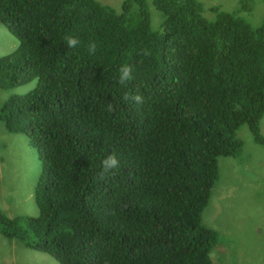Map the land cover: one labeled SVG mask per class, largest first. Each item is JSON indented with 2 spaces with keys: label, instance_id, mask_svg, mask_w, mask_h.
<instances>
[{
  "label": "trees",
  "instance_id": "obj_1",
  "mask_svg": "<svg viewBox=\"0 0 264 264\" xmlns=\"http://www.w3.org/2000/svg\"><path fill=\"white\" fill-rule=\"evenodd\" d=\"M152 3L164 17L156 32L144 0L119 11L96 0H0V22L19 41L0 58V87L37 80L0 108V121L42 160L40 214L0 211L4 237L60 264H212L217 236L201 215L217 158L240 151L245 124L264 145V18L252 28L215 6L207 20L198 0ZM237 3L252 10L253 0ZM135 94L142 103L125 99ZM113 153L119 168L101 180Z\"/></svg>",
  "mask_w": 264,
  "mask_h": 264
},
{
  "label": "rangeland",
  "instance_id": "obj_2",
  "mask_svg": "<svg viewBox=\"0 0 264 264\" xmlns=\"http://www.w3.org/2000/svg\"><path fill=\"white\" fill-rule=\"evenodd\" d=\"M119 11L123 0H96ZM207 20L215 18L211 7L237 13L252 28L264 18L263 0H253L250 12H238L237 0H198ZM152 31L161 30L163 14L144 0ZM19 47L18 39L0 22V58ZM37 80L9 88L0 87V108L10 99L31 92ZM264 137V114L259 121ZM240 151L232 157L217 158L218 177L201 215L204 227L217 236L210 252L212 264H264V145L257 143L248 127L236 132ZM42 173V160L24 133H9L0 121V205L12 219L36 218L40 211L36 193ZM25 221V222H26ZM25 226V223H24ZM0 264H60L52 255L26 247L20 239L0 234Z\"/></svg>",
  "mask_w": 264,
  "mask_h": 264
},
{
  "label": "clouds",
  "instance_id": "obj_3",
  "mask_svg": "<svg viewBox=\"0 0 264 264\" xmlns=\"http://www.w3.org/2000/svg\"><path fill=\"white\" fill-rule=\"evenodd\" d=\"M66 47L69 49H75L79 43L78 39L72 36H66ZM88 52L90 55H94L96 52V45L90 44L88 47ZM145 55H150V53L145 52ZM120 76H119V84L122 86H127L128 82L133 79L132 76V68L129 65H123L120 68ZM125 99H132L135 103L139 104L143 102V97L139 94H135L132 97L125 96ZM109 110H112V105L109 104L108 106ZM119 168V160L117 156L113 153L111 155H108L103 161H102V168L101 171L98 173V178L103 180L106 179L109 175H115L114 170H118Z\"/></svg>",
  "mask_w": 264,
  "mask_h": 264
},
{
  "label": "crops",
  "instance_id": "obj_4",
  "mask_svg": "<svg viewBox=\"0 0 264 264\" xmlns=\"http://www.w3.org/2000/svg\"><path fill=\"white\" fill-rule=\"evenodd\" d=\"M0 211H1L2 213H4V212H8V211H7V207H6V206H3V205H0ZM5 216H6V215H5ZM6 217L12 219L11 215H9V214H8Z\"/></svg>",
  "mask_w": 264,
  "mask_h": 264
}]
</instances>
